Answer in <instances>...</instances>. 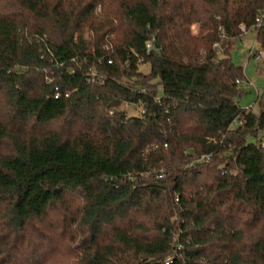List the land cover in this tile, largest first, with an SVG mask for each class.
<instances>
[{"label": "trees", "instance_id": "1", "mask_svg": "<svg viewBox=\"0 0 264 264\" xmlns=\"http://www.w3.org/2000/svg\"><path fill=\"white\" fill-rule=\"evenodd\" d=\"M262 8L0 0V264H264V89L238 102L231 55Z\"/></svg>", "mask_w": 264, "mask_h": 264}, {"label": "rangeland", "instance_id": "2", "mask_svg": "<svg viewBox=\"0 0 264 264\" xmlns=\"http://www.w3.org/2000/svg\"><path fill=\"white\" fill-rule=\"evenodd\" d=\"M97 11L102 12V7L98 6ZM199 26L198 22L193 23L191 26L192 32L197 33ZM260 48L257 31L251 29L240 36V38L234 40L231 51L234 62L237 65H242L245 73V77L242 78V83L240 84L241 88H243L242 95L237 97V100L243 106H252L257 112L259 111V104L256 97L264 89V52L258 60L255 59L253 54ZM149 67L148 63L141 65V68L146 72L150 70ZM159 89L160 91L163 90L161 84L159 85ZM124 107H126L127 112L130 114H138L142 109L141 104L130 102H125ZM261 131L264 133V129Z\"/></svg>", "mask_w": 264, "mask_h": 264}, {"label": "built area", "instance_id": "3", "mask_svg": "<svg viewBox=\"0 0 264 264\" xmlns=\"http://www.w3.org/2000/svg\"><path fill=\"white\" fill-rule=\"evenodd\" d=\"M264 21V8H262L261 10H259L257 12V16H256V20H255V23L251 26H247L246 24L244 23H241L240 24V30L243 31L244 33L248 32V30H251V29H254L256 30L257 27H259L262 22ZM152 46V41H148L147 42V47L148 49ZM214 46L215 47H219V43L218 42H215L214 43ZM263 53V48L261 47L259 50H257L256 53H254V57L255 59L258 60V58H260L261 54ZM145 89V88H144ZM146 90V89H145ZM142 110V109H141ZM205 156H202L201 157V160L204 159ZM162 174H160L159 176H161Z\"/></svg>", "mask_w": 264, "mask_h": 264}]
</instances>
